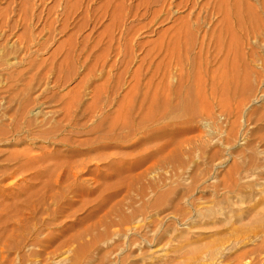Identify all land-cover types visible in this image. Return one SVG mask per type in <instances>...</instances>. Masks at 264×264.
<instances>
[{
	"label": "rangeland",
	"instance_id": "obj_1",
	"mask_svg": "<svg viewBox=\"0 0 264 264\" xmlns=\"http://www.w3.org/2000/svg\"><path fill=\"white\" fill-rule=\"evenodd\" d=\"M184 2L0 0V264H264V28Z\"/></svg>",
	"mask_w": 264,
	"mask_h": 264
},
{
	"label": "bare ground",
	"instance_id": "obj_2",
	"mask_svg": "<svg viewBox=\"0 0 264 264\" xmlns=\"http://www.w3.org/2000/svg\"><path fill=\"white\" fill-rule=\"evenodd\" d=\"M251 1L257 3V6ZM202 6L211 7L212 18L210 23L220 34L221 32L231 34L235 26L247 33L250 30L255 32L257 28L259 30L264 28V0H208L205 5L196 3V0H186V2L180 3V7L187 9ZM179 109H183L182 105L179 106ZM32 194L33 191L29 196ZM153 260L149 264H165L166 262L165 259H158V257H154Z\"/></svg>",
	"mask_w": 264,
	"mask_h": 264
}]
</instances>
